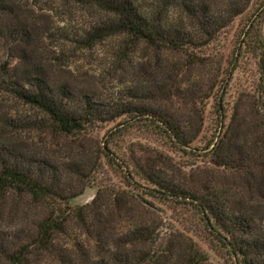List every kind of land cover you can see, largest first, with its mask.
I'll return each instance as SVG.
<instances>
[{
	"label": "trees",
	"instance_id": "trees-1",
	"mask_svg": "<svg viewBox=\"0 0 264 264\" xmlns=\"http://www.w3.org/2000/svg\"><path fill=\"white\" fill-rule=\"evenodd\" d=\"M78 1L109 15L106 22L88 32L84 39L87 47L124 35L133 45L145 43L158 53L180 54L185 60L183 67L174 77L166 72L172 77L170 90L173 92H166L163 86L167 79L161 67L158 71L161 80L154 77L146 80L154 88L149 93L193 98L196 91L183 87L179 71L206 69L208 59L200 54L201 51L210 48L219 35L249 9L253 0H152L146 5L143 0ZM174 4L181 10L179 19L172 17ZM10 10L9 1L0 0V13L10 14ZM17 31L10 25H0L2 37L13 36L19 33ZM246 52L252 54L258 65L254 110L261 129H257L255 140H250L252 130L244 129L243 123L234 130L237 121L234 114L228 128L202 149L201 156L207 166L226 175L235 174L248 191L258 188L262 194L264 1L244 29L231 64L238 63ZM236 67L237 64L229 73L232 74ZM0 90L38 108L46 116L45 128L56 135L77 139L91 134L100 125L116 123L109 140L95 151L98 156L94 161L90 151L83 150L79 152L80 161L69 160L62 165L35 155L7 149L0 151V211L13 203L11 217L21 223V227L16 222L10 229L0 230V264H211L209 257L184 230L162 215L154 203H144L135 191L143 193V197L190 210L198 218L222 264H264V232L259 226L262 219L258 217H264V210L252 209L250 201H241L232 191L219 187L210 185L199 189L175 183L167 172L168 164L163 154L156 162L141 163L130 158L118 162L110 150L113 135L137 127L155 131L172 147L193 154L192 145L201 133L202 124L171 109L138 100L117 105L99 103L87 94H74L66 86L53 88L40 74L17 81L9 75L5 65H0ZM211 96L208 94L205 98ZM146 99L150 101L151 98ZM217 104V110L224 112L222 98ZM218 126L224 128V121ZM81 145L79 147H83ZM108 164L124 169L126 187L132 191L113 190L104 195L103 188L98 186L90 203L74 204L89 184H94L86 171L97 168L95 165ZM82 176L89 178L84 180ZM126 198L132 201L127 202ZM134 201L159 221L151 224L133 216L128 205ZM115 228L119 229L118 234ZM77 231L78 237L90 240L91 249L82 250L77 243L67 250L64 239H74Z\"/></svg>",
	"mask_w": 264,
	"mask_h": 264
},
{
	"label": "rangeland",
	"instance_id": "rangeland-1",
	"mask_svg": "<svg viewBox=\"0 0 264 264\" xmlns=\"http://www.w3.org/2000/svg\"><path fill=\"white\" fill-rule=\"evenodd\" d=\"M8 1L11 13H0V25H10L19 33L0 36V65L8 68L13 79L24 81L40 74L53 88L66 86L74 94H87L99 103L117 105L138 100L154 107L160 105L197 121L202 124V130L192 145L193 154L172 147L155 131L137 127L113 135L110 150L118 162L128 158L141 163L149 160L156 162L163 154L168 164L167 172L175 183L199 189L210 185L219 187L223 191H232L241 201H250L252 209L264 210V191L262 194L258 188L248 191V187L235 174L226 175L207 166L201 156L202 149L228 128L234 114L237 118L234 130L243 123L244 129L252 130L250 140L254 141L261 129L262 124L260 126L254 110L259 81L256 59L246 52L235 63L237 67L232 74L229 71L235 66L231 63L235 60L241 35L264 0H253L249 9L222 32L210 48L201 51L200 54L208 59L206 69L179 71L183 87L196 91L197 95H193V98L188 95L183 98L176 95L168 97L166 93L157 96L155 93L153 96L149 93L154 88L146 80L152 77L161 80V75H158L161 67L165 72L162 76L167 79L163 85L166 92L172 88L171 75L174 77L185 62L180 54L158 53L145 43L133 45L124 35L110 37L87 47L84 39L88 32L109 19L105 11L78 0ZM151 1L143 0V3L146 5ZM180 13L181 10L174 4L172 17L179 19ZM145 68L149 69L146 71ZM166 72L171 75L167 76ZM208 94L212 96L206 99ZM148 97L150 101L146 99ZM221 98L224 112L217 110V102ZM195 101L198 103L194 104ZM45 120L46 116L38 108L0 90V151L7 149L35 155L62 165L69 160L80 161L79 152L83 150L90 151L94 161L98 156L95 151L104 146L112 133L111 129L116 126V123H105L91 134L76 139L47 130ZM220 121H224V128L218 126ZM79 144L83 147H79ZM95 166L97 168H90L92 171H86L94 184L91 182L74 204L90 203L98 186L103 188L104 195L113 190L132 191L126 187L127 173L124 169L109 164ZM89 177L82 176V179ZM135 193L143 196L140 191ZM144 198L154 203L176 227L184 230L197 248L209 257L211 264H222L212 243L203 233L198 218L190 210L149 196ZM126 201L132 199L126 198ZM13 207L10 202L0 211V230H8L16 222L21 227L20 220L11 217ZM128 207L139 220L151 224L159 221L157 216L150 215L136 201L130 202ZM258 217L262 219L259 226L264 232V217ZM115 232L118 234L119 229L115 228ZM73 237L64 239L67 250L77 243L85 251L93 246L84 236L78 237V231Z\"/></svg>",
	"mask_w": 264,
	"mask_h": 264
},
{
	"label": "water",
	"instance_id": "water-1",
	"mask_svg": "<svg viewBox=\"0 0 264 264\" xmlns=\"http://www.w3.org/2000/svg\"><path fill=\"white\" fill-rule=\"evenodd\" d=\"M140 199H141L144 203H146L147 205L150 204V202L147 201L143 196H140Z\"/></svg>",
	"mask_w": 264,
	"mask_h": 264
}]
</instances>
